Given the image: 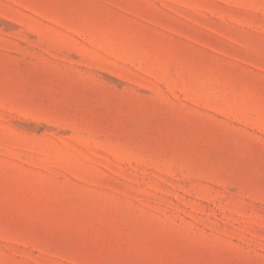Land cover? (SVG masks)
<instances>
[{"label":"rangeland","instance_id":"obj_1","mask_svg":"<svg viewBox=\"0 0 264 264\" xmlns=\"http://www.w3.org/2000/svg\"><path fill=\"white\" fill-rule=\"evenodd\" d=\"M0 264H264V0H0Z\"/></svg>","mask_w":264,"mask_h":264}]
</instances>
